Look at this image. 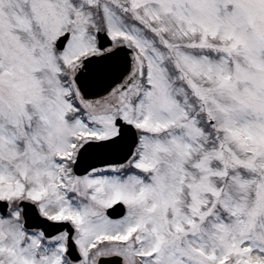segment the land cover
<instances>
[{
	"label": "snow or ice",
	"instance_id": "snow-or-ice-1",
	"mask_svg": "<svg viewBox=\"0 0 264 264\" xmlns=\"http://www.w3.org/2000/svg\"><path fill=\"white\" fill-rule=\"evenodd\" d=\"M0 264H264V0H0Z\"/></svg>",
	"mask_w": 264,
	"mask_h": 264
}]
</instances>
